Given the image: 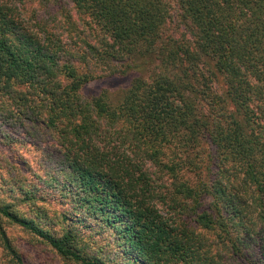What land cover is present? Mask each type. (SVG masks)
<instances>
[{"label":"trees","instance_id":"obj_1","mask_svg":"<svg viewBox=\"0 0 264 264\" xmlns=\"http://www.w3.org/2000/svg\"><path fill=\"white\" fill-rule=\"evenodd\" d=\"M29 1L55 3L0 0V132L41 120L54 133L63 178L46 183L72 215L50 233L38 220L56 216L32 185L18 205L36 216L0 204V219L76 264H106L82 254L76 223L116 233L131 264H264V0H177L191 40L162 38L163 0H69L89 28L68 23L72 48L56 23L29 25ZM141 60L152 69L119 102L82 97ZM0 242L7 264H22L1 226Z\"/></svg>","mask_w":264,"mask_h":264},{"label":"rangeland","instance_id":"obj_2","mask_svg":"<svg viewBox=\"0 0 264 264\" xmlns=\"http://www.w3.org/2000/svg\"><path fill=\"white\" fill-rule=\"evenodd\" d=\"M168 5L169 15L161 33L163 39L166 38H186L191 40L190 33L179 17L180 10L177 0H163ZM60 8L59 13L56 10ZM22 12L29 25H34V18H39L49 27L56 23L55 35L64 46L72 44L75 40V28H70L68 23L75 21L78 32H87L89 28L79 22V16L76 14L69 0L52 1L45 9H42L38 2H27L23 5ZM54 30V29H53ZM72 48V46H66ZM149 61V59L145 60ZM143 60L137 61L133 71L124 75H114L105 78H97L86 84L82 88V97L89 98L99 94H106L112 104L119 102L131 81L136 77L147 78L152 69L151 65H145L142 68ZM91 67V66H90ZM146 73V74H145ZM217 92L221 89V84H215ZM218 86V87H217ZM24 125H12L10 138H5L7 130L0 132V204H13L11 210L17 214L34 218L35 212H31L25 205H18L27 200V197L20 196L26 188L36 185L41 196H32L35 204L43 207L50 218L60 215L63 211L69 216L72 215V204L67 199L66 203L60 204L62 192L59 189H53L49 184L53 183V177L63 178L61 168V150L54 133L45 129L40 121L37 123L24 122ZM19 200V203L17 201ZM41 226L50 230L55 236L62 235L66 231L64 222L56 216L53 223H49L45 218H40ZM76 223V222H75ZM0 226L5 231L9 241L16 248L22 259V264H76L58 257L47 245L29 235L20 228L0 219ZM73 234L76 235L78 247L82 254L87 257H97L106 264H131L120 253L118 248V238L116 233L108 229L97 228L94 232L82 228L80 223H76L73 228ZM119 241V240H118ZM5 252L0 242V264H7L4 257Z\"/></svg>","mask_w":264,"mask_h":264}]
</instances>
